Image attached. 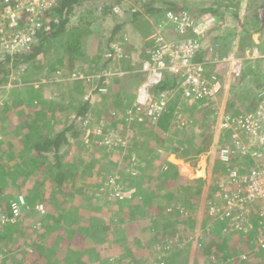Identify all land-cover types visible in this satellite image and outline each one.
I'll return each mask as SVG.
<instances>
[{
	"label": "trees",
	"instance_id": "16d2710c",
	"mask_svg": "<svg viewBox=\"0 0 264 264\" xmlns=\"http://www.w3.org/2000/svg\"><path fill=\"white\" fill-rule=\"evenodd\" d=\"M0 1L2 3L5 0ZM98 1L101 0H57L55 5L41 11L40 19H38L40 27L32 25L26 13L22 14L19 27L9 28L8 23L3 27L6 35L8 33L17 34L25 29L35 31V34L27 48L0 62V83L6 82L11 72L19 65L29 64L43 71V58L46 57L56 56L53 58V63L48 66V73L58 72L61 77L70 78L73 74L83 73L86 64L90 69L95 70L93 72L95 74L109 67L115 55L113 45L116 43L124 48L125 53L122 54L123 56H119L120 64H118L123 75L109 80L108 84H103L106 77L91 81L86 78L83 80L76 78L74 81L72 80L69 89L60 83L61 90L69 92L68 102L65 98L57 99L54 96L48 100L40 88L33 89L30 86L24 95L18 94V89L13 90L9 94L10 103L0 106V120L3 121L5 118L6 125V128L0 127L1 130H5V136L0 139V153L3 154L0 155V254H12L10 258L8 257L10 264H77L84 259H89V264H110L111 257L116 259L114 264L130 262L137 264L136 251L145 249L146 256L150 258L152 255L154 256L147 264H159L160 262L163 264H198L201 261L199 254H202L207 264H216L215 258L217 257L221 262L228 260L227 264H264V249L255 248L256 244H254L252 233L247 235V238H240V240H244L241 242L242 250L244 251L246 248L245 251L256 250L254 255L249 259L245 256L238 258L239 263L236 260L232 262L231 260L235 258H231L234 256L232 250H229L232 247L228 248L226 237L223 236V232L227 228L221 224L216 228H211V235L205 233L208 235V239L204 238L203 241L197 243L190 242L192 245L196 243L195 256L190 259L187 255L188 252L185 254L189 247H180V236H182L180 227L183 228V231L186 230L181 221L184 220L183 213H187L185 221L192 227L196 225L195 212L189 205V201L196 196L188 197L182 194L184 182L187 184V190L192 188L189 185L190 180L180 175L176 169L178 167L172 165L168 158L171 155L177 157L179 150H184L186 141L189 140H191L190 148L199 149L201 152L208 151L215 129L208 126L207 120L210 114L213 116V113L205 110V119H194V111H200L196 107L198 103L190 100L183 102V106H180V101L178 102V99L175 100L173 97L169 98L166 111L158 116L150 117L144 110H138L135 93L131 94V91L137 92L139 86L146 81V72L143 71V67L144 63L149 60L150 49L154 47V42L147 36L157 28L165 30L166 25L176 28L174 23H169L168 13L181 16L180 12L189 13L193 10L195 17L202 14L219 17L221 8L227 10L226 7H223L226 0L207 5L203 2L200 8L186 2L179 3L173 0H102L101 5L97 6L100 14H96L93 2L97 3ZM11 3L15 4V1L11 0ZM116 6L121 7L120 13H115ZM108 17L115 23L110 29L104 25ZM219 18L221 19V17ZM235 18L238 21L239 29L214 37L215 45L217 46L216 41L221 38L225 40L235 36L236 40L224 43L229 49L235 50L236 55L244 53L246 46L260 47L261 52L264 53V22L261 18L257 17L255 21L257 23H253V27L242 21L240 17L235 16ZM220 21L214 27L215 29H220L219 27L223 24V21ZM129 24L136 25L141 33L140 36L146 38L143 46L141 45V53L136 58L131 55L134 44L125 43L127 38L124 31L118 35L123 27L130 31ZM108 32H111L110 35ZM127 33L128 36H131L129 32ZM178 34L176 35L178 39L185 37ZM255 34H258L261 42L258 45L253 39ZM200 41H202L201 38ZM215 45H212L211 48ZM203 48L202 45L195 57V62H205V66H207L208 62L201 56ZM217 48L219 50L220 46ZM108 50L110 51L109 56H105L104 53ZM245 63L249 62L245 61ZM244 68L248 69V67ZM38 75L39 72H35V76ZM239 77L254 83L253 87L251 86L249 89L264 91L263 64L259 63L258 68L251 71L243 69ZM114 80V87L119 88L118 90H115L110 84ZM180 83V75L166 73L163 81L154 90L161 93L175 92ZM103 89L105 91H102ZM176 95V98H179L180 95L178 93ZM133 98L134 100H132ZM75 106L78 108L75 109ZM96 110L100 113L98 116L93 115ZM66 111H70L71 114L65 115ZM225 113L228 112L225 111ZM2 116L4 117L2 118ZM61 127L63 129L59 131ZM190 127L194 129L191 131L193 134H186V137L184 133ZM87 132H89L88 135ZM113 133L123 136L122 144H118L123 150L122 158L124 160L123 165L120 166L123 173L119 177L118 174L111 175L108 171L107 173L98 171L102 158L110 157L105 155V152L112 154L115 145H109L104 140ZM246 137L248 139V135ZM15 139L20 140V145H25V147L21 149L16 147L12 143ZM228 142V139H220L218 142L220 150L225 148V144ZM66 146L68 149H64ZM68 154L70 156H67ZM155 156L156 159H154ZM239 156L237 155L234 159L230 158L228 161L215 157L211 167L214 174L220 175L224 171L223 176L227 177V171L236 167L239 174L242 175L256 164L250 154L241 159ZM134 157L137 158V161H134ZM158 157L163 160V164L170 167L169 172L165 171L159 174L158 171L156 176L146 173L145 166L153 160L160 169ZM84 169L88 172V183L92 180L98 190H102L98 198L107 202V198L111 194L114 199L121 198L123 200L119 202L118 206L120 213H125L130 217L129 224L135 219L129 214L132 212L127 214L123 211L125 206L137 208L133 217H143L144 213L155 214H151L153 220L150 217V228L153 233L156 232L155 237L159 239L155 243L159 245L172 243L168 247L169 256L163 257L159 261L157 257L161 256L159 255L162 253L161 249H155L159 253L156 254L149 245L141 243L140 237L134 239L135 243L118 246V241L114 237L122 235L126 230L130 232V229L127 227L126 230L118 228L119 222L114 221L115 219L110 221L103 214L109 215V211H95L97 208L95 203L98 200L95 198L94 201V198L91 199L89 196L88 192L91 189L81 177ZM171 169L174 171L172 172ZM95 173L97 174L95 175ZM98 173L101 177L100 183L94 181L98 178ZM132 173L138 175L132 176ZM166 176H169L168 180L163 183L161 178ZM214 176L213 178L216 180L217 178ZM111 183H117V188L112 185V189H110ZM160 184H162V188H157ZM147 185L152 189L148 190L145 187ZM134 186L137 193L133 198L127 199L125 195ZM155 186L156 189H153ZM215 187L216 185H213L214 189L208 190L209 195L205 197V205L211 201V192L215 193ZM197 190L195 192L197 195L202 194L201 188ZM19 195L25 198L29 211L25 214L21 212L22 214L15 218L12 204L15 202H13L14 198ZM65 197L77 198L74 203L80 214L69 220L67 226L64 221L61 226L55 225V223L58 224V220L65 219L66 212H63L67 204L71 203L66 202ZM141 199L143 205H141ZM37 205H42L44 211L36 210ZM173 206H177L171 211L172 215L177 216L174 221H172L173 217L168 219L169 214H167L168 207ZM111 207L116 208V205L110 203L108 210ZM73 211L74 209L68 213H75ZM87 211L90 213L86 214ZM205 215L207 214L202 215L201 222H198V228L201 231L206 227ZM120 218L118 217V220ZM98 219L104 220L98 222ZM166 223L167 226L171 224L175 226L170 233H164L163 236L157 234V229L159 230ZM148 235L153 236L150 232ZM217 236L225 237V239L214 241ZM89 239L93 247H89ZM97 239H100L101 243L96 242ZM106 240L107 242H104ZM25 255L28 257L27 259Z\"/></svg>",
	"mask_w": 264,
	"mask_h": 264
},
{
	"label": "rangeland",
	"instance_id": "374dc122",
	"mask_svg": "<svg viewBox=\"0 0 264 264\" xmlns=\"http://www.w3.org/2000/svg\"><path fill=\"white\" fill-rule=\"evenodd\" d=\"M173 1H176L179 3L186 2L188 4H192L194 7L200 8L201 3H203V2H205L207 5L208 3H214L216 1H222V0H173ZM89 2L91 3L92 1H89ZM102 2H103L102 0L98 1L97 3L93 2L95 5V9H96L95 13L96 14H100V12L98 11L99 8L97 6L101 5ZM223 7H226L227 10H225V8L224 9L221 8V12L218 14L219 17H221V19L218 16L211 15V14H202L201 16L195 17L193 10L190 11L189 13L180 12L181 16L185 15V16H188V18L193 17L194 20H198V21L210 19L208 21L209 22L212 21L211 24H213L212 28H210V29H213L211 32L209 29L208 32L205 34V36L200 35V38L202 40L201 43L204 46L203 52L201 53V56L204 58V60H206V62H208L207 66L204 68L206 70V74L208 76L218 77V79L221 81V85H222V89H223L220 96L217 98L218 99L217 103H215V105L218 108L210 106V107L205 109V110H209L213 113V116H212V114H210L208 116V120H207L208 126L210 125L211 127H216L217 122L219 124L222 122L221 112L223 113V111L231 112V113H240V112H244V111H246V112L252 111L251 108H248V107L244 108V106L248 100L249 95H253V99H251V100H254L253 103H258L259 99L264 97V91L249 89V87H251L252 84H254V83H251V80L242 79V78L234 79L231 77L232 75H230V67L233 66L232 65L233 61L241 60L243 69L246 71H251V70L257 69L259 63L263 64V66H264V53L261 52L260 47L254 46L251 48V47L246 46L244 48L245 49L244 53L241 52L242 53L241 55H236L235 50L233 51L232 49H229L227 46H225L224 42H229L231 40L234 41L237 39V37L231 36V37H228V39L224 40V38H221L218 41H216L217 46H220L219 50H218L217 46L215 45V41H213L214 37H219V36H222L223 34L229 32V31H235V30L239 29L238 21L235 18V16L240 17V19L242 21H245L246 23H248V25H250V27H253V25H254L253 23H257V22H255L257 20V17L258 18L260 17L261 20L264 22V0H226L223 4ZM3 8H4V3H1V1H0V14L3 11ZM114 11H115V13H120L121 7L116 6L114 8ZM43 17H44V15H43ZM2 19H3V17L0 16V25L2 24ZM218 21H220V22L223 21V24L219 27L220 29H215L214 28L215 24L218 23ZM104 25L107 26L108 29H110L115 25V23H114L113 19L108 17L107 21H105ZM128 27L130 28V31H128L127 28L123 27L124 29L122 28L121 31L118 33V35H121L122 32L124 31V35L126 34L125 36L127 38L125 43H128V44L130 43V45L134 44L131 55H132V57L136 58L141 53V51H140L141 45L143 46V42L146 40V38H143V36H140L141 33L139 31V28L136 25L133 24V25H130ZM164 28H165V30L163 28L162 29H160V28L155 29V31L147 37L149 39H152V41L154 42L155 34L160 33L161 35H163V37H165L166 39H168L170 41L174 42L175 40H179L178 38H176V35L178 34V31H177L178 29L173 30L168 25H166ZM126 31L129 32L131 34V36H128L129 34ZM108 33H109L108 35H110L111 32H108ZM189 35L190 34L187 35V38L190 37ZM253 39L257 45L261 43L258 34H255L253 36ZM212 45H215V46L213 48H211ZM1 47L2 46H0V62L6 60L8 57L6 55L7 52H5V50H2ZM113 48H115L116 51L114 53L115 55L113 56V61L111 62V65L109 67L103 69V71L99 70L100 72L98 74L93 73L95 70L90 69L88 67V64H86L84 66V72L83 73H81L80 75L73 74L70 78L61 77L58 72L48 73V71H47L48 66L53 63V60H54L53 58L56 56L43 58V60H44L43 61L44 66H42L43 71H41L40 69L35 68L33 66H30L29 64L19 65L17 69H14L11 72L9 79H7L6 82L0 83V106H2L3 104L8 105L10 103V100H11V97L9 96V94H11V92L13 90L15 91L17 89H18L17 90L18 94L24 95V93L27 92V88L30 86L33 89L40 88L41 92H43L42 94L46 95L45 96L46 99L51 100L54 96L57 99H61V98L64 99L65 98L68 102L69 101V96H68L69 92H64L63 90H61L62 88L59 85L60 83H63V86H65L67 89H69L71 86L72 80L74 81L76 78L81 79V80L86 78V79L91 81L92 79H96V78H100L102 76H106L105 80H103V84H106L111 79L121 77L123 74L120 72L121 70L118 67L119 66L118 64H120L119 55H122L123 53H125V51H124V48L121 47V45L119 43L114 44ZM109 53H110V51L108 50L104 54H105V56H109ZM13 54H14V52H13ZM262 58H263V60L260 61V59H262ZM245 61H248L249 63L247 64V63H245ZM8 66H10V65L8 64ZM120 67H122V65H120ZM244 67H248V69L247 68L245 69ZM37 71L39 72V75L35 76V72H37ZM47 74H48V76H47ZM0 78H1V76H0ZM110 84L113 88H115V90L119 89V88L114 87L115 86V80L113 82H111ZM41 86H43V87H41ZM224 86H225V88H224ZM235 86H236V88H239L240 90H235ZM102 91H105V89H103ZM131 92H129V93H131L132 95H134V93H135V96L137 99L138 93L136 94L135 91H131ZM176 93H178V95H180L179 98H176L177 97ZM166 94L170 98L174 97L175 100L178 99V102L180 101L179 103H181L180 106H183V104H182L183 102L190 101V99H188V97H186L185 94L179 90V88L175 89V92L167 91ZM132 100H134V98ZM135 102H136V100H135ZM244 102H245V104H244ZM248 102H250V101L248 100ZM196 103H198V102H196ZM197 105L201 106V105H199V103ZM197 105H196V107L200 111L195 110L194 114H193V118L198 119V120H203V118L205 119V117H204L205 111H201L203 109L198 107ZM226 106L230 111L226 108ZM76 108H78V107L75 106V109ZM240 110H244V111H240ZM66 112H67V114H65V115H67V116L71 114L70 111L69 112L66 111ZM94 114L98 116L100 113L96 110L95 112H93V115ZM3 117L4 116H2V118ZM4 119H3V121L0 120V127L3 126L6 128ZM62 124H64V121H62ZM257 124L259 125V123H257ZM63 127H65V126L63 125ZM62 129L63 128L61 127L59 129V131H61ZM193 130H194L193 127L188 128V130H186L184 135L187 137L188 134H190V135L193 134V132H191ZM182 133H183V130H182ZM88 134H89V132H87V135ZM87 135H85L86 138H87ZM4 136H5V130L0 129V139H1V137H4ZM69 139H71V138H69ZM122 139H123V136H121V134L117 135L116 133H113L111 136H107V139L104 140V142H107V144H109V145H115V146L112 149L113 150L112 154L105 152V155L110 156V157H105V158L103 157L102 158V161H100L101 166H99L100 170L98 169V171H104L105 173H107V171H108L111 175L112 174L113 175L118 174L117 175L118 177H119V175H121V173H123L122 169H121L122 167H120L123 165L122 163L124 161L122 158V154H123L122 151L123 150H121L120 149L121 147H119V145H118L119 143L122 144L121 143ZM131 139L133 140V138H131ZM132 140L129 139V141H131V142H132ZM190 141L191 140L186 141V143H187L186 148H184V150L181 149V151L179 150V152H178L179 155L177 157H176V155H171L168 158V161L172 165H176L178 167L176 169L180 175H182L186 179L190 180L189 185L192 186V188H190V190H192V191L189 193L190 190H187V184L184 182L183 187H182V194H184L188 197H195L196 196V198L191 199L189 201L190 202L189 205L191 206V208L195 212L194 215H195V218L197 220L196 225H194L192 227L189 223H187V221H185V219H186L185 217L187 216V213H184L183 214L184 220L181 222L184 224V228L186 230L183 231L182 230L183 228L180 227L181 231H182L181 234L183 236V237L180 236V238H181L180 247L181 246H183V247L188 246L189 247L188 250L185 252V254L188 252L189 254L187 253V255H189V257L191 259L193 256H195V253L197 252L195 249L196 243L198 241L199 242L203 241L204 238L208 239V235H211V231H210L211 228L212 227L216 228L218 226V222L214 223L217 220V218H215L214 215H216L218 213H212L215 209L212 208L211 213H208V214L206 213L205 197L207 195H209L208 190L214 189V188H212V186L217 185L219 181H222V179L225 178V176H223L224 171L222 173H220V175H217V173L214 174V170H212V168H211L212 163L215 159V155L213 153H212L210 160L208 161L209 169H207V171H206L205 167H204L205 166L204 158L202 159L203 152H201V150H199V149L197 150L195 148H190ZM20 142H21L20 140L15 139L12 143L16 147L18 146L20 149L24 148L25 145L21 146ZM211 144H214L215 146H217L218 141L215 143L212 139ZM214 148L217 149L219 147H214ZM64 149H68V147L66 146V147H64ZM125 152H126V150H125ZM0 155H3V154L0 153ZM114 155L117 157H115ZM67 156H70V155L68 154ZM156 158L157 157L155 156L154 159H156ZM158 159H159L158 161H159L160 169L157 166V164L155 163V161L153 160V161H151V163L149 165H147V166L144 165L146 173L156 176L158 171H159V174L161 172H165V171H166V173L169 172L168 169H170V167L163 164V162H162L163 160H161V158L158 157ZM134 161H137L136 157H134ZM83 163L85 164L84 160H83ZM111 171H114V172H111ZM171 171L173 172L174 169H171ZM232 171H236V170L232 169ZM136 173H137V171H136ZM136 173H132V176H135ZM96 174L97 173H95V175ZM136 175H138V174H136ZM214 175H216V176H214ZM87 176H88V172L84 169L81 177H82V180L84 181V183L89 185V189H91V191L88 192L90 194L89 196L91 199L94 198V201H95V198H97V200H98V202L95 203V205L97 207L95 209V211H100V212L103 210L109 211V215H107V213H103V214L106 215L110 221L115 219L114 221H116L117 223L119 222L118 228H125V230L127 228L130 229V232L126 230L122 235L119 234L120 236L117 235L116 237H114L116 239V241H118V243H117L118 246H122V245H125L127 243H133L134 239H138L140 237L142 240L141 243L143 242L144 245H149L151 249H154L153 251L156 254H159V253L155 249H157V250L161 249L162 253L159 254L161 256L157 257L159 259V261L163 257L169 256L168 255L169 254L168 247H170V245H172L171 242H169L168 244H160V245L155 243L159 239H157L155 237L156 232L153 233L151 228H150V226H151L150 219L152 218V220H153V217H151L152 216L151 214L155 215L154 213H144L143 217H145V218H143L142 216L133 217V215L135 214L134 208L132 209L130 206L129 207L125 206L123 208L124 209L123 211L126 212L127 214H128V212H132L129 214L131 215V217L133 219H135L132 223L129 224L128 220L130 219V217H128V215H125V213H123V214L120 213V208L118 206L119 202L123 201V200L121 198L114 199L111 194L107 198L108 203L103 201L102 198H98V197H100L102 190L101 189L98 190L97 185L95 186L94 182L92 180H91V182L88 183ZM213 176L216 177L217 179L214 180ZM168 177L169 176H166L165 178H163V177L161 178L163 183L168 180L167 179ZM100 178L101 177L99 176V173H98V178L94 179V181L97 183H100L101 182ZM113 181H115V180H113ZM229 184H231V185H229ZM112 185H113V187L117 188V183L116 184L111 183L110 189H112ZM82 186H84V184H82ZM161 186H162V184H160L157 188H162ZM224 186L226 188L233 189L231 181H228L227 183H225ZM145 187H147L148 190L152 189L148 185ZM199 188H201L202 194L197 195L195 192H197L198 191L197 189H199ZM80 189H82V188H80ZM153 189H156V186ZM135 193H137L135 186L131 187L130 192H127V195H126L127 199L133 198ZM213 193L214 192H211V194H212L211 196L216 195L217 199L221 198L220 197L221 192L218 191L214 194ZM20 197H22L25 200V198L23 196L19 195V196L14 198L13 202L18 201ZM65 198H66V202L69 201L71 203L67 204L65 211L63 212V213L66 212L64 214L65 219L64 220L61 219V221L58 220L57 221L58 224L55 223V225L61 226L63 224L62 222L64 221V223L67 226L69 224L68 223L69 220L74 219L76 217V215L80 214L77 205L74 203V200H77V198H72V199H70L69 197H65ZM110 203L115 204L116 208L111 207V209L108 210V206L110 205ZM41 206L42 205H37L35 209L38 210L39 207H41ZM88 206L90 208L91 204ZM183 206H185V205H183ZM175 207H177V206H175ZM175 207L174 206L171 208L168 207V209H167L169 211L167 213V214H169L168 219H169V217L170 218L173 217L172 221H174V219H176V217H177V216L172 215V212H171ZM106 208H107V210H106ZM226 208H227V206L223 203L218 207V209H222V210H225ZM246 208H249V207H246ZM73 209H74L73 212H75V213H68L70 210H73ZM28 211L29 210L26 207V202H25V205L23 206V209H22V213L25 214ZM38 211L43 212L44 211L43 206H42V210H38ZM110 212H113V213H110ZM240 212L241 211H238L237 213H240ZM87 213H90V212L87 211L86 214ZM137 214L139 215L140 213H137ZM204 214H207L204 216V219L207 223L204 222L206 227L202 229V231H203L202 232L201 229L198 228L199 227L198 222H201L200 218ZM113 216H114V218H113ZM118 217H121V218L118 220ZM122 217L126 218L125 221H123ZM213 219H214V221L212 223ZM98 220H99L98 222H102L104 219L103 220L98 219ZM169 222L170 221L168 220V223ZM232 222H229V226H231ZM174 226L175 225H172V224L170 226H167V223H166V225H163L159 230L157 229V231H158L157 234H161L163 236L164 233H167V232L170 233L171 229ZM178 229H179V227H178ZM149 232L153 236H149L148 235ZM203 233H204V235H203ZM205 233H207L208 235ZM226 234H224L223 236L226 237L227 246H228V248L232 247V249H229V250H232V252L234 253V256H231V258L235 257L234 259L231 260L232 262H234L235 260L238 261V258H243L244 256L249 259V258H251V256L254 255V251H256V250L248 249V251H245L247 248L244 249V251L242 250L243 246H242L241 242L244 240H240V238L243 239L244 236H239V235L235 234L234 231H232V230H230V231L227 230ZM256 235L253 238L254 241H255ZM162 236H160V237L162 238ZM225 237L222 238V237L217 236V238L214 241H223L225 239ZM98 238H100V237L98 236ZM191 238L195 239V242H196L195 245H192L190 243ZM96 242L101 243L100 239H97ZM104 242H107V240ZM254 244H256V241ZM92 245L93 244L91 243V241L89 239V247H93ZM141 248H143V247H141ZM255 248H257V246ZM144 250L138 249L136 251L135 256L137 257V262H138L137 264L150 263L151 260L154 258L153 255L151 256V258L146 256V254L144 253ZM119 251H121V250H119ZM247 253H249L250 255H248ZM219 255L222 256V254H220V253H219ZM11 256H12V254L3 255L1 253L0 254V264H10L9 258ZM144 256H146V257H144ZM185 257H184V259H185ZM25 258L27 259L28 257H26V255H25ZM199 258L201 261H199L198 264H203V263L207 264L205 262L203 256H202V254H199ZM115 260L116 259L114 257H111L110 258V261H111L110 264H114ZM215 260H216V264H227V263H229L228 260L221 262L218 257L215 258ZM91 262H93V261H91ZM238 263H239V261H238ZM77 264H89V259H84L83 261H81ZM128 264H132V262H130ZM159 264H163V262H160ZM188 264H193V263H188Z\"/></svg>",
	"mask_w": 264,
	"mask_h": 264
},
{
	"label": "built area",
	"instance_id": "2783aa9c",
	"mask_svg": "<svg viewBox=\"0 0 264 264\" xmlns=\"http://www.w3.org/2000/svg\"><path fill=\"white\" fill-rule=\"evenodd\" d=\"M11 0L4 1V13L2 24L0 25V41L2 47L11 50H24L32 42L35 31L25 29L17 34L6 35L3 27L8 23L9 28L19 27L22 14L26 13L32 25L39 26L41 11L55 5L57 0ZM169 23H174L178 29L179 35L184 38L170 41L160 33L154 37V47L149 51V60L144 63L143 71L146 72V81L138 89L136 106L138 110L142 109L150 117L160 115L168 108L170 97L166 92H156L154 89L164 79L166 72L181 76L179 90L182 91L192 102H198L200 108L204 111L212 106L218 108L215 103L222 92L221 81L216 76H208L204 69L206 63L195 62L198 52L201 50L202 43L200 35H204L212 28L213 24L208 20L198 21L188 16H179L168 13ZM217 24V23H216ZM215 24V26H216ZM190 37L187 38V35ZM230 67V75L240 76L243 66L241 60L233 61ZM225 88V86H224ZM170 98V99H169ZM215 100V101H214ZM214 101V102H213ZM264 103L259 107L256 113L232 117L229 114L221 112L222 122L220 127L225 130H231L234 137V144L243 154H250L256 161L254 167L247 174L240 175L237 172H231L228 181H231V188H224L220 193L222 203L227 208L222 213L223 217L230 219L235 229L239 232L250 233L255 228L257 235L255 237L256 246L264 249ZM207 111V110H206ZM219 114V113H218ZM217 114V115H218ZM142 121V120H141ZM259 123V125L257 124ZM244 135H248L247 144ZM254 150V151H253ZM231 185V184H229ZM256 206V216L258 222L256 226L248 223V204ZM24 199L19 198L12 204L13 215L15 218L22 213ZM42 210V206L39 207ZM241 211L240 213H234ZM217 213V211H215Z\"/></svg>",
	"mask_w": 264,
	"mask_h": 264
},
{
	"label": "clouds",
	"instance_id": "9594fccd",
	"mask_svg": "<svg viewBox=\"0 0 264 264\" xmlns=\"http://www.w3.org/2000/svg\"><path fill=\"white\" fill-rule=\"evenodd\" d=\"M4 3V2H2ZM5 5V4H4ZM5 7V6H4ZM3 11H4V8H3ZM3 11L1 12V14L3 13ZM0 14V16H1ZM38 28V27H37ZM213 29H210V32L212 31ZM0 46H2V42H0ZM2 50H5L6 55L8 57H13L14 55H16L17 53H19L20 51L22 50H11V49H6L4 47H1ZM14 52V54H13ZM167 73V72H166ZM169 73V72H168ZM171 74V73H170ZM166 75V74H165ZM173 75V74H172ZM232 78L234 79H240L239 76H231ZM165 78V77H164ZM163 81V80H162ZM143 84V83H142ZM141 84V85H142ZM158 86V85H157ZM156 86V87H157ZM140 88V86H139ZM138 88V89H139ZM158 91V90H157ZM138 92V90H137ZM136 92V94H137ZM262 102L264 103V97H262L261 99H259V102L257 103H254V106H256L254 108V110L252 111H249V112H240V113H231V112H228L226 114H229L231 115L232 117H238L240 115H245V114H250V113H256L259 109V107L262 105ZM264 105V104H263ZM200 107V106H199ZM230 111V110H229ZM225 113V111H224ZM215 129V133L213 134V141L216 143L217 141L219 142L220 139H228L229 142L227 144H225V148H222L221 150L219 148H214V147H219V145L217 144V146H215L214 144H211V147L208 151L206 150H203V156H202V159L204 158V163H205V170L207 171V169H209L208 167V161L210 160L211 156H212V153L215 155V157L221 159V160H224V161H228L231 159H234L237 155H240V159L242 157H245L246 155L248 154H243L241 153V151L237 148V146L234 144V137H233V134H232V131L231 130H225L223 128L220 127V124L217 122L216 123V127H213ZM246 136L247 135H244V140H245V143L247 144V140H246ZM254 151V150H253ZM255 166V165H254ZM254 166H251L250 169ZM233 169L236 170V172H239L238 169L236 167H234ZM250 170H248L249 172ZM231 172L232 169L228 170L227 171V177H225L224 179H222V181H219L218 184L216 185V192H223L224 191V184L228 182L229 178H230V175H231ZM247 172V173H248ZM247 173H244V174H247ZM127 195V194H126ZM125 195V196H126ZM25 201V200H24ZM222 204V200L221 198L220 199H217L216 198V195L212 196V199L209 203H207L205 206H206V213H211V209L214 208L215 210L212 212V213H215V211H217L218 214L214 215L215 218H217V220L214 222H218V226H220V224L224 227V228H227L224 230L223 232V235L226 234L227 230L230 231H234L235 234L239 235V236H244L243 238L245 239L247 237V235H249L250 233L253 234V238L254 236L257 234V229L255 228L252 232L250 233H243V232H239L235 229V227L231 224V226H229V222H231L229 219H226L223 217L222 213L224 212V210L222 209H218V207ZM248 213H245V216H248V223L246 224H251V225H254L256 226L257 222H258V218L256 216V206H253L251 205L250 203L248 204ZM39 210V209H38ZM234 213H237L238 211H235L233 210ZM184 214V213H183ZM214 219L212 220V223H213ZM233 228V229H232ZM227 235V234H226ZM195 242V239H192L191 238V241L190 242Z\"/></svg>",
	"mask_w": 264,
	"mask_h": 264
},
{
	"label": "crops",
	"instance_id": "0c3cea01",
	"mask_svg": "<svg viewBox=\"0 0 264 264\" xmlns=\"http://www.w3.org/2000/svg\"><path fill=\"white\" fill-rule=\"evenodd\" d=\"M170 24H172V23H170ZM171 28H173V30H175L176 28H175V26H173V27H171ZM115 51H116V49H115ZM120 57L122 56V55H119ZM102 77H106V76H102ZM233 89V88H232ZM235 90H240L239 88H236V86H235ZM251 99H253V95H249V97H248V100L250 101V102H248V100H247V102H246V104H245V102H244V104H245V106H244V108L245 107H248V108H251L252 110H254V103H253V101L254 100H251ZM256 105H257V103H256ZM240 111H244V110H240ZM244 112H246V111H244ZM141 205H143V203H142V199H141ZM134 208V211H135V209H137V208H135V207H132V209ZM175 216V215H174ZM143 218H145V217H143ZM147 218V217H146ZM123 221H125V218L123 219ZM207 223V222H206Z\"/></svg>",
	"mask_w": 264,
	"mask_h": 264
},
{
	"label": "bare ground",
	"instance_id": "6f19581e",
	"mask_svg": "<svg viewBox=\"0 0 264 264\" xmlns=\"http://www.w3.org/2000/svg\"><path fill=\"white\" fill-rule=\"evenodd\" d=\"M234 172V171H233ZM236 172V171H235ZM237 173H239V172H237Z\"/></svg>",
	"mask_w": 264,
	"mask_h": 264
}]
</instances>
